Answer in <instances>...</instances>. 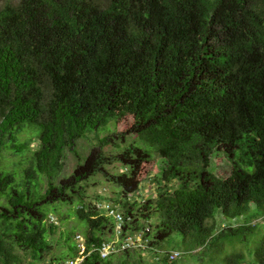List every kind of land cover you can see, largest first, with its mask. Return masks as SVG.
<instances>
[{
    "label": "trees",
    "instance_id": "trees-1",
    "mask_svg": "<svg viewBox=\"0 0 264 264\" xmlns=\"http://www.w3.org/2000/svg\"><path fill=\"white\" fill-rule=\"evenodd\" d=\"M152 154L156 196L133 201ZM215 156L228 177L213 172ZM96 176L120 189L116 199L89 198ZM102 202L132 220L123 237L144 232L169 252L176 235L182 256L214 248L224 264H246L245 252L264 264V227L251 223L264 219V0H0V264L77 256L76 232L56 241L61 206L86 224L82 264L168 263L137 250L101 259L94 248L116 227Z\"/></svg>",
    "mask_w": 264,
    "mask_h": 264
},
{
    "label": "rangeland",
    "instance_id": "rangeland-1",
    "mask_svg": "<svg viewBox=\"0 0 264 264\" xmlns=\"http://www.w3.org/2000/svg\"><path fill=\"white\" fill-rule=\"evenodd\" d=\"M125 123H119L116 124V126L114 125V123H111L109 125L110 128V132L104 133L101 136H106L109 134H112L113 132H119V131H123V129L125 130L129 124L131 123V119H127V121H124ZM134 140V136L129 138V141L132 142ZM96 145V141L93 138V135H90L88 139L86 140H81L79 141L78 144V150L79 153L81 155V157L84 159L90 149L92 147H94ZM138 146H143V144L139 143ZM106 152H115L116 148L112 147V146H108L105 148ZM153 155V159H154V165L152 168V171L150 173V175L147 177V179L145 180V182H143L140 186V192H139V196H134L131 197V200L133 201H138L141 202L142 199H148V198H154L156 196L157 193V185L152 184V179L154 176L159 175L160 174V167H161V162L162 160L156 156L155 154ZM15 160V159H14ZM77 165V160L76 158L70 153V151H67V158L65 161V170H64V174L66 175H70L74 168ZM212 170L215 174H217L218 176H224V177H228L230 175V171H231V165L228 162V160L221 156H215L212 159ZM111 171L113 172H121V168L119 165H116L112 168H110ZM86 192L89 195L90 199H94L96 196H101L103 197H107L109 200L110 199H116L117 194L119 195L120 193V189L117 188L116 186L108 183L105 181V179L101 176H96L95 178L91 179L88 183H87V187H86ZM69 207L67 206H61L58 209L57 214L55 215H51L50 220L52 223H54L55 225L59 226V230L58 233L56 234V241L57 243H62L63 242V237L68 233V232H76V234H80L83 235L82 233L85 230L86 224L77 220L75 217H71V218H67V213L69 211ZM62 218V221H60V219ZM216 221V226L217 229L220 230L224 227V223L220 217L216 216L215 218ZM154 222V221H153ZM244 221L243 220H237V221H233L231 224H226V225H231L233 227H236L240 224H243ZM251 223L253 225H259L260 227H264V219H254L251 220ZM181 237L180 236H173V238L167 240L164 245L165 247L169 248V250L172 251H179V252H183V248L181 246L180 243ZM74 241V240H73ZM56 242L54 244H57ZM250 250L253 251L254 250V242L252 241L250 244ZM64 251L63 246H58V244L54 247L53 250V255L54 254H61ZM144 256V255H143ZM227 257L226 254H216L215 249L210 248L207 250V253L205 255V257L203 258H198L195 255H183L180 258L176 259V261H174L173 264H224V259ZM150 262L152 261L151 257H148ZM245 259H246V264H249L251 259L253 260V257L249 255L248 252H245ZM167 264H170L169 262Z\"/></svg>",
    "mask_w": 264,
    "mask_h": 264
},
{
    "label": "built area",
    "instance_id": "built-area-1",
    "mask_svg": "<svg viewBox=\"0 0 264 264\" xmlns=\"http://www.w3.org/2000/svg\"><path fill=\"white\" fill-rule=\"evenodd\" d=\"M97 208L105 213V216L111 217L115 221V231L113 241L104 242L101 246L94 248L101 259H108L109 257L126 250H137L143 255L152 258L153 262H160L162 259L167 262H174L182 256V252L155 249L151 245V240L144 237V232L133 233L123 237L124 225L126 221L131 226L132 220H125L123 215L115 209H112L110 204L102 202L98 203ZM148 231V229L146 230ZM123 237V238H122ZM75 243L78 249V254L72 259H66L63 264H82L84 260L92 253L87 251L85 238L82 235H76Z\"/></svg>",
    "mask_w": 264,
    "mask_h": 264
},
{
    "label": "clouds",
    "instance_id": "clouds-1",
    "mask_svg": "<svg viewBox=\"0 0 264 264\" xmlns=\"http://www.w3.org/2000/svg\"><path fill=\"white\" fill-rule=\"evenodd\" d=\"M77 235H80V234H77ZM76 237V236H75ZM74 241H75V238H74Z\"/></svg>",
    "mask_w": 264,
    "mask_h": 264
}]
</instances>
